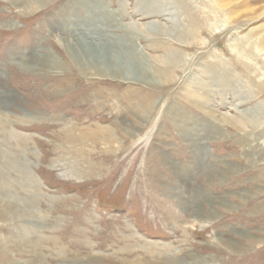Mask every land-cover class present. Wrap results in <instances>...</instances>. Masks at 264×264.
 Masks as SVG:
<instances>
[{"label": "rangeland", "instance_id": "obj_1", "mask_svg": "<svg viewBox=\"0 0 264 264\" xmlns=\"http://www.w3.org/2000/svg\"><path fill=\"white\" fill-rule=\"evenodd\" d=\"M96 28L146 80L72 60ZM263 109L264 0H0V264H264Z\"/></svg>", "mask_w": 264, "mask_h": 264}, {"label": "bare ground", "instance_id": "obj_2", "mask_svg": "<svg viewBox=\"0 0 264 264\" xmlns=\"http://www.w3.org/2000/svg\"><path fill=\"white\" fill-rule=\"evenodd\" d=\"M223 2H226V0H223ZM103 31H104L103 29L96 28L94 30L92 29V31L86 30L85 34L69 33L70 35H72V39H70V42H71L72 46L71 45L68 46V51H69V54H70L72 60L77 65H81L83 67H84L85 64H92L93 66L104 68L109 73L121 78V80H123V81L141 83L144 80H146L147 77L145 76V74L143 72L144 70L140 69V68H142V63L143 62L139 63V61H138L139 59L143 61V59L140 57L141 54L138 53V49L139 48H136L137 52H135V50H128L129 47L125 43L123 45L122 41L117 40L119 49H117L118 51L115 52V49H113V47L106 40H104V37L101 35V33ZM147 32L149 34H152L155 31L154 30H150L147 27ZM176 36H177V34H176ZM86 38H89L87 43H85V41H86L85 39ZM191 38H194V37H191ZM73 40H74V42H73ZM97 41H100V43L97 44ZM129 51H132V52H129ZM152 80H154V79L152 78ZM195 97L198 98V99L203 98V96H200V95H195ZM260 105H262V104H260ZM209 112H211V111H209ZM240 113H243V112L241 111ZM257 113H259V112H257ZM263 113H262V116H263ZM262 116H260V113H259V115H257L255 112H252L250 115H246L245 119H246V121L250 120L251 124L252 123L256 124L258 121L260 122L261 120H263ZM222 117L223 118H221V119L223 120V122L225 121L227 123H230V122L233 123V121H234V119L232 117L228 116V115H223ZM180 121H182L183 124L182 125L180 124V126H178L179 127L178 128L179 129L178 132L183 137L185 142L188 141L189 145L192 144L195 147L194 150H193L194 151V155H196L198 157V159H199V160L197 159L198 162H196L197 163L196 164V168H197V170L199 172H201L200 169L205 166V165H202L203 164L204 153L201 152V149L198 148L199 147L198 146V142H201V139H199L200 137H198L197 135L194 134V129H192L191 127H187L186 126V124H185L186 120L185 119L180 120ZM237 124H238V122H237ZM109 132H110L109 129H102V134L98 135L97 137L99 139L103 140V141L104 140L107 141L108 140L107 138L110 135ZM228 169H229V167H228ZM177 172L180 175V178H182L183 182L187 185V182H188L187 171H185V169L179 170L177 168ZM206 176H207V173H206ZM176 197H177L176 198L177 200L180 199V196H176ZM170 198H172V197H170ZM32 201H29V202H32ZM31 205H33V204L31 203ZM22 208L26 210V208H24V207H22ZM166 257H168V256H166ZM169 257H170V255H169ZM174 258L175 257H173V259ZM170 259H172V258H170ZM170 261H172L173 264H182L181 260L179 261L178 259H176L174 261L173 260H170ZM167 264H170V263H167Z\"/></svg>", "mask_w": 264, "mask_h": 264}, {"label": "crops", "instance_id": "obj_3", "mask_svg": "<svg viewBox=\"0 0 264 264\" xmlns=\"http://www.w3.org/2000/svg\"><path fill=\"white\" fill-rule=\"evenodd\" d=\"M254 106V105H253ZM253 106H251L250 108H252ZM250 108L249 109H244V110H242V111H246V110H250ZM186 120V119H185ZM199 131H201V130H195L194 129V134L195 135H197L198 137H201L202 136V132H200V133H198ZM246 138L248 137V140H249V138H251V137H253L254 136V134H251V135H244ZM246 141V140H245ZM254 141V140H253ZM248 142V141H247ZM252 144V143H251ZM251 144H250V146H251ZM253 145V144H252ZM248 146V145H247ZM251 152V151H250ZM247 157L246 155H244V153H243V155H242V157ZM244 160H246L248 163H251L248 159H244ZM196 164L197 163H195V166H196ZM205 163L203 162V164L202 165H204ZM205 168H207V165H205L204 166ZM228 167H229V169H228V171L230 172V173H232L233 175H234V172L235 171H237V168L238 167H235V166H232V165H228ZM187 169V168H186ZM222 174L221 172H219L218 170H214V174ZM231 192V191H230ZM216 195H218V196H220V195H223V192L221 191L220 193H219V191L218 190H216ZM221 205H222V207H223V204L222 203H220Z\"/></svg>", "mask_w": 264, "mask_h": 264}]
</instances>
